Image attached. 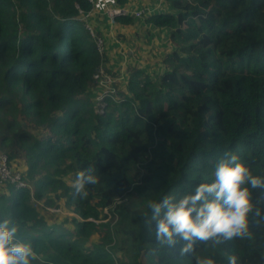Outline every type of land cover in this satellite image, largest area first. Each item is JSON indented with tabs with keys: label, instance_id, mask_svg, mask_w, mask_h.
I'll return each instance as SVG.
<instances>
[{
	"label": "trees",
	"instance_id": "obj_1",
	"mask_svg": "<svg viewBox=\"0 0 264 264\" xmlns=\"http://www.w3.org/2000/svg\"><path fill=\"white\" fill-rule=\"evenodd\" d=\"M164 1L146 17L174 46L163 72L135 68L120 97L107 93L98 108L90 82L106 53L76 8L92 3L0 0V148L10 162L22 152L28 183L0 180V218L31 244V264H195L202 254L228 264L225 253L264 264V227L182 257L144 219L149 201L210 182L226 152L264 177V0ZM90 165L97 183L74 197L75 174ZM50 206L75 214L50 222Z\"/></svg>",
	"mask_w": 264,
	"mask_h": 264
},
{
	"label": "clouds",
	"instance_id": "obj_2",
	"mask_svg": "<svg viewBox=\"0 0 264 264\" xmlns=\"http://www.w3.org/2000/svg\"><path fill=\"white\" fill-rule=\"evenodd\" d=\"M96 183L93 166L78 171L72 181L74 197L86 198V185ZM256 189L264 190V177L254 175L237 153L229 151L215 164L210 182H201L179 199L165 195L159 202L149 201L151 218L144 219L150 231L154 228L161 245L181 244L180 256L194 255L200 245L207 253L210 245L215 249L235 239L251 240L250 223L264 227L258 206L264 197L254 200ZM18 231L10 218H0V264H31L35 259L31 244L19 239ZM225 254L228 264H241L237 255ZM195 264H216V260L202 254L195 258Z\"/></svg>",
	"mask_w": 264,
	"mask_h": 264
},
{
	"label": "rangeland",
	"instance_id": "obj_3",
	"mask_svg": "<svg viewBox=\"0 0 264 264\" xmlns=\"http://www.w3.org/2000/svg\"><path fill=\"white\" fill-rule=\"evenodd\" d=\"M119 2L132 10L145 8L146 11L144 10L145 13L141 16L133 15V22L127 24L120 23L117 19L115 22L111 21L106 13L97 11H94L86 21L106 43V55L101 65L100 79L90 82V90L94 91L92 97L98 108L104 105L103 98L107 93L116 96L118 90H126L127 81L135 68L142 69L153 77L163 72L165 67L163 59L174 47L170 42L167 28L157 27L146 21L150 13L168 7L164 0ZM118 96L120 97V95L116 97ZM0 149L6 152L9 150L7 146ZM16 151L17 153L19 151L17 147ZM21 154L20 151L18 157L11 162L13 168L19 172L26 167ZM48 209L50 222L67 224L66 219L75 214L68 208L55 209L50 206Z\"/></svg>",
	"mask_w": 264,
	"mask_h": 264
},
{
	"label": "built area",
	"instance_id": "obj_4",
	"mask_svg": "<svg viewBox=\"0 0 264 264\" xmlns=\"http://www.w3.org/2000/svg\"><path fill=\"white\" fill-rule=\"evenodd\" d=\"M90 3H92V8L88 11H84L82 9V6L80 3H76V8L81 13V19L85 22L87 21V18L89 19L91 14H93L94 11L97 12H103L106 13L107 16L111 19V21H116V18L118 16H133L138 15L141 16L145 13L144 9H136L132 10L131 8H128L126 6H122L118 3V0H88ZM98 4H102V7H97ZM145 10V11H144ZM86 27L90 31L91 35L93 36L97 50L100 52V54L106 53V43L104 38L99 35L94 29H92L88 23L86 22ZM99 73L95 74V77L98 78ZM0 180L1 181H10L15 184L16 187H25L28 185V183L23 179L21 172L16 171L8 157V154L6 151H3L0 149Z\"/></svg>",
	"mask_w": 264,
	"mask_h": 264
}]
</instances>
